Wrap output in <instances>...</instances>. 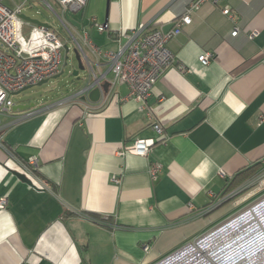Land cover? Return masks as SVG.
Returning a JSON list of instances; mask_svg holds the SVG:
<instances>
[{"label": "crops", "instance_id": "obj_1", "mask_svg": "<svg viewBox=\"0 0 264 264\" xmlns=\"http://www.w3.org/2000/svg\"><path fill=\"white\" fill-rule=\"evenodd\" d=\"M108 1L86 32L103 51L142 23L171 29L195 0ZM192 18L168 43L177 64L155 84L150 118L125 84L97 102L62 98L0 116V199L9 202L0 209V264H155L228 215L213 210L226 180L264 163V0L206 1ZM205 52L213 53L206 65ZM89 58L97 77L109 71L105 59ZM155 123L163 141L148 156L119 153L158 137ZM31 157L38 179L28 184L16 173ZM152 161L162 164L155 181Z\"/></svg>", "mask_w": 264, "mask_h": 264}, {"label": "built area", "instance_id": "obj_2", "mask_svg": "<svg viewBox=\"0 0 264 264\" xmlns=\"http://www.w3.org/2000/svg\"><path fill=\"white\" fill-rule=\"evenodd\" d=\"M56 1L64 10L70 9L74 12L82 10L88 3V0ZM206 1L218 4L223 0L193 1L185 14L178 17L175 25L168 30L142 23L130 30L127 41L115 51H103L86 32L81 35L79 41L71 28L64 23L76 42V49L80 52L91 79L82 89L71 97L59 101L58 104L84 95L88 96L92 89L101 87L108 80L110 89L115 84L127 85L129 96L138 100L142 108L147 109L150 118L153 108L147 103L155 84L167 69L177 64L176 56L169 49L168 43L181 34L184 27L192 24V13ZM23 9V4L9 7L4 3V0H0V116L14 110L15 103L12 100L14 95L28 86H34L41 81L54 78L61 72L63 64L66 44L59 31L53 27L25 20L21 16ZM222 11L225 15L232 17L230 6H224ZM27 25L30 27L28 35L25 34ZM96 27L103 32L106 25L96 23ZM239 32L240 28L236 27L232 35L236 36ZM247 34L251 39H254L259 31L253 29L247 31ZM89 53L100 59H105L109 65V71L102 74L101 77H97L90 62ZM212 58L213 53L211 52H205L199 56V60L205 65ZM182 70L185 69L182 68ZM109 72L113 73L111 79L107 77ZM52 106L49 105L44 109ZM35 113V111L30 112L29 115ZM153 128L158 137L137 138L131 144L124 146L119 153L129 152L148 156L154 145L163 141L162 125L155 123ZM0 146L3 147L1 136ZM6 150L14 157L10 150ZM18 164L21 171L32 181L33 178L38 179L35 173L38 167L36 157L18 162ZM161 170L160 162L152 161L150 163L149 173L153 181L157 180ZM220 174L226 176L223 170L220 171ZM245 190H248V194L242 200L235 201L234 207L252 198L248 204L227 215L208 230L186 241L155 264H264V167L248 183L220 198L214 208ZM8 203V198L2 197L0 209H6ZM107 219L108 217H104V220ZM148 248L146 245L145 249L148 250Z\"/></svg>", "mask_w": 264, "mask_h": 264}, {"label": "rangeland", "instance_id": "obj_3", "mask_svg": "<svg viewBox=\"0 0 264 264\" xmlns=\"http://www.w3.org/2000/svg\"><path fill=\"white\" fill-rule=\"evenodd\" d=\"M4 3L9 7L23 4V14L32 19L47 23L51 27L57 29L62 40L69 48L68 52L64 49V59L60 76L51 78L41 85L37 84L21 91L12 97L13 102L15 104L29 106L34 104L36 107H40L54 100L69 97L82 89V87L85 86L84 77L87 71L80 70L79 76L74 75V71L79 69V63L75 53L76 42L71 37L64 23L71 28L75 37L80 41L81 35L91 29L89 20L95 12L98 10L107 11L108 0H88L87 5L78 12H74L70 9L64 10L56 0H4ZM29 31L30 27L27 25L25 27V34L28 35ZM248 190L238 193L231 202L225 204L220 209L226 207L230 208L227 213L229 215V213L232 214L236 212L238 208L248 204L252 198L234 207V202L238 199L242 200L245 198L248 194ZM220 209H218V211Z\"/></svg>", "mask_w": 264, "mask_h": 264}, {"label": "water", "instance_id": "obj_4", "mask_svg": "<svg viewBox=\"0 0 264 264\" xmlns=\"http://www.w3.org/2000/svg\"><path fill=\"white\" fill-rule=\"evenodd\" d=\"M109 2V1H108ZM25 20H27V21H29V22H31V23H35V24H39V25H43V26H46V27H51L50 25H48L47 23H43V22H40L39 20H37V19H32L31 17H29V16H27V15H25V14H22L21 15ZM107 22V21H106ZM65 50H66V52H68L69 51V48H68V46L66 45L65 46ZM75 53H76V57H77V59H78V63H79V69L78 70H75L74 71V75L75 76H79V71L80 70H88L87 69V67H86V65L84 64V62H83V59H82V57H81V55H80V52L77 50V49H75ZM60 74L61 73H59L58 75H56L55 76V78L56 77H58V76H60ZM48 80H45V81H41V82H39L38 83V85H41V84H43V83H45V82H47ZM31 86H28V87H26V88H24V90H26V89H28V88H30ZM109 90H110V82L108 81V80H106L103 84H102V86L101 87H95L94 89H92L91 91H90V93L88 94V96H82L81 98H82V100H84V101H92V102H97V101H99L100 99H101V97H102V95L103 94H107L108 92H109ZM19 93V92H18ZM17 93V94H18ZM30 106H34V104H31ZM29 107V105H21V104H19V105H15L14 106V108H15V110H24V109H27ZM17 174V176L21 179V180H23L24 182H26V183H28V184H32L33 182H32V180L30 179V178H28L25 174H23V173H16Z\"/></svg>", "mask_w": 264, "mask_h": 264}, {"label": "trees", "instance_id": "obj_5", "mask_svg": "<svg viewBox=\"0 0 264 264\" xmlns=\"http://www.w3.org/2000/svg\"><path fill=\"white\" fill-rule=\"evenodd\" d=\"M263 167H264V163L262 161H258V162L253 163L249 167L239 171L234 176L228 178L225 182L223 192L221 193V198L231 194L236 189H238L242 185L246 184L248 181H250L252 178H254L263 169ZM237 195L238 194H236L235 196H237ZM235 196H233L230 199H228L227 201L219 204L213 210L215 211L217 209H220L225 204L231 202ZM89 215H90V217H92L93 219H95L98 222H102V221L105 222L106 221V220H104V217L102 215H98V214H89ZM108 218H110V217H108Z\"/></svg>", "mask_w": 264, "mask_h": 264}]
</instances>
